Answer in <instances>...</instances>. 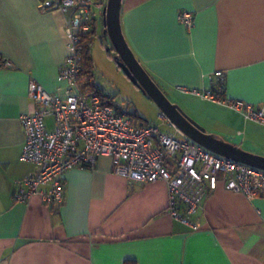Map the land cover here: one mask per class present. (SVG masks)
<instances>
[{
  "label": "crops",
  "instance_id": "crops-1",
  "mask_svg": "<svg viewBox=\"0 0 264 264\" xmlns=\"http://www.w3.org/2000/svg\"><path fill=\"white\" fill-rule=\"evenodd\" d=\"M39 1L0 0V264H264V194L247 197L220 181L190 216L197 229L169 215L162 180L130 184L109 156L67 170L56 206L39 194L13 200L16 180L36 169L20 156L19 117L35 105L30 80L59 91L67 52L65 15L41 11ZM122 4L124 39L164 94L194 98L210 133L264 156V125L182 90L211 87L220 70L226 98L264 107V0ZM185 10L191 28L178 21ZM92 11L104 33L103 12Z\"/></svg>",
  "mask_w": 264,
  "mask_h": 264
},
{
  "label": "built area",
  "instance_id": "built-area-1",
  "mask_svg": "<svg viewBox=\"0 0 264 264\" xmlns=\"http://www.w3.org/2000/svg\"><path fill=\"white\" fill-rule=\"evenodd\" d=\"M105 3L106 0L38 2L43 12L56 9L65 15L67 52L59 67V91L49 92L30 80L28 94L35 105L19 117L24 132L20 156L36 169L16 180L13 200L24 203L39 194L44 204H60L65 172L72 167L93 166L99 156H109L114 173L130 184L162 180L167 186V212L193 229L198 224L190 216L196 214L207 192L215 190L219 181L226 189L247 197L264 194V169L204 149L183 135L163 112L159 116L164 124L173 127V133L160 130L157 124H137L128 114L103 103L95 92L81 89L80 35L88 32L92 10L103 12ZM178 13V21L191 28L193 13ZM211 81L212 86L202 91L182 90L231 108L244 120L264 125V107L224 96V72L214 71Z\"/></svg>",
  "mask_w": 264,
  "mask_h": 264
},
{
  "label": "water",
  "instance_id": "water-1",
  "mask_svg": "<svg viewBox=\"0 0 264 264\" xmlns=\"http://www.w3.org/2000/svg\"><path fill=\"white\" fill-rule=\"evenodd\" d=\"M123 0H106L103 10L104 36L110 41L112 48L119 57L118 64L132 83L142 89L147 96L154 100L160 112H163L169 121L182 132L190 141L206 148L214 154H218L237 162H243L252 167L264 169V156L250 153L237 145L227 142L217 134L208 133L205 129L189 118L178 105L167 98L155 80L149 76L142 64L131 51L121 28V9Z\"/></svg>",
  "mask_w": 264,
  "mask_h": 264
},
{
  "label": "rangeland",
  "instance_id": "rangeland-1",
  "mask_svg": "<svg viewBox=\"0 0 264 264\" xmlns=\"http://www.w3.org/2000/svg\"><path fill=\"white\" fill-rule=\"evenodd\" d=\"M90 54L92 56L93 79L96 87L103 93L110 96L115 105H119L125 114H136L137 123L148 122L157 124L160 130L173 133V127L164 124L159 116L160 109L154 100H151L142 89L137 88L123 69L118 64L119 57L110 48V41L104 36L102 29H97V34L92 41ZM166 96L171 102L178 105L180 109L195 122L200 124L206 132L210 133L197 118L203 115V110L198 108L196 100L185 97L180 92L175 94L166 91ZM203 107V105H202ZM202 114H200V113ZM129 116V115H128ZM51 121H48L50 125ZM181 137L180 135H176Z\"/></svg>",
  "mask_w": 264,
  "mask_h": 264
},
{
  "label": "trees",
  "instance_id": "trees-1",
  "mask_svg": "<svg viewBox=\"0 0 264 264\" xmlns=\"http://www.w3.org/2000/svg\"><path fill=\"white\" fill-rule=\"evenodd\" d=\"M96 34H97L96 23L92 19L90 21V27L88 29V32L81 33L80 35V43H81L80 55H81L82 68L80 72L79 85L83 91L95 92L100 97L103 103H108L114 106L116 109L122 111L121 107L118 104L115 105L114 102L111 101L109 95L103 93L96 87L95 81L93 79L92 56L90 54V51H91V44L93 43L92 41L95 38ZM128 115L135 122L136 114H128ZM124 264H134V262L125 260Z\"/></svg>",
  "mask_w": 264,
  "mask_h": 264
}]
</instances>
